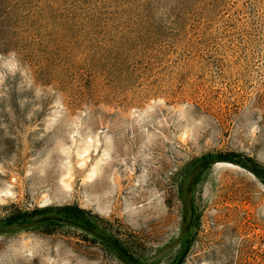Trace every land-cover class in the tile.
<instances>
[{"label": "rangeland", "instance_id": "rangeland-1", "mask_svg": "<svg viewBox=\"0 0 264 264\" xmlns=\"http://www.w3.org/2000/svg\"><path fill=\"white\" fill-rule=\"evenodd\" d=\"M229 152L264 166V0H0V215L116 243L32 224L0 264H264V182L200 167Z\"/></svg>", "mask_w": 264, "mask_h": 264}, {"label": "trees", "instance_id": "trees-1", "mask_svg": "<svg viewBox=\"0 0 264 264\" xmlns=\"http://www.w3.org/2000/svg\"><path fill=\"white\" fill-rule=\"evenodd\" d=\"M217 160L229 161V162L239 164L240 166L247 168L255 176L261 178L262 181L264 182V166L260 164L259 162H257L255 159H252L251 157L242 158L240 157V154L238 153L229 152V153L218 154ZM185 209H186L185 212L189 214V210L187 209V206L185 207ZM47 214H56V215L63 217L64 219H69L71 221H74L77 224L88 225L93 228H94L93 218L97 220V217L93 216L88 210L80 207L77 204H64V205H59V206L42 207V208H35V209H15L14 211L10 212L7 215H3V216L0 215V226H9V225H14V224H30L38 217L42 215H47ZM39 223H45V224H63L64 223L70 226H74L72 224L65 223V222L58 221V220H47V221H43ZM77 228L82 229L80 227H77ZM1 232H4V231H1Z\"/></svg>", "mask_w": 264, "mask_h": 264}, {"label": "water", "instance_id": "water-1", "mask_svg": "<svg viewBox=\"0 0 264 264\" xmlns=\"http://www.w3.org/2000/svg\"><path fill=\"white\" fill-rule=\"evenodd\" d=\"M216 162H221L220 160H217V161H208V162H205L203 163L202 165H200V167H202L203 165H207V164H213V163H216ZM191 186V183H189L187 185V189H189ZM189 207H190V201H189ZM47 220H58V221H62V222H65V223H69V224H72L76 227H80L86 231H88L89 233L93 234L94 236L102 239V240H105L106 242L110 243L111 245H113L114 247H116L114 241L108 237L106 234L96 230L95 228L93 227H90L88 225H81V224H77L76 222L74 221H71L69 219H64L63 217L59 216V215H56V214H47V215H42L40 217H38L37 219H35L32 223L30 224H14V225H9V226H0V232L1 231H9V230H16V229H21L25 226H28V225H32V224H36V223H39V222H43V221H47ZM175 243H172L171 245H169V247H171L172 245H174ZM117 250V248H115ZM118 251V250H117ZM119 257L126 261V263L128 264H134L132 262H129L128 260H125L119 253H118Z\"/></svg>", "mask_w": 264, "mask_h": 264}, {"label": "flooded vegetation", "instance_id": "flooded-vegetation-1", "mask_svg": "<svg viewBox=\"0 0 264 264\" xmlns=\"http://www.w3.org/2000/svg\"><path fill=\"white\" fill-rule=\"evenodd\" d=\"M187 208H188V210H189V205H188V207H187Z\"/></svg>", "mask_w": 264, "mask_h": 264}]
</instances>
